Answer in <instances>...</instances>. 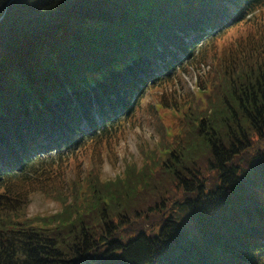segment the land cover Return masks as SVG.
<instances>
[{
	"label": "trees",
	"instance_id": "obj_1",
	"mask_svg": "<svg viewBox=\"0 0 264 264\" xmlns=\"http://www.w3.org/2000/svg\"><path fill=\"white\" fill-rule=\"evenodd\" d=\"M263 8L0 0V264H264V151H254L264 139V30L213 53L201 96L167 91L209 36ZM157 87L159 141L141 146V166L125 158L123 173L104 179L102 148L113 150ZM169 112L175 127L164 125ZM86 150L94 164L70 177L69 161ZM36 193L61 209L30 216Z\"/></svg>",
	"mask_w": 264,
	"mask_h": 264
},
{
	"label": "rangeland",
	"instance_id": "obj_2",
	"mask_svg": "<svg viewBox=\"0 0 264 264\" xmlns=\"http://www.w3.org/2000/svg\"><path fill=\"white\" fill-rule=\"evenodd\" d=\"M246 20H248L247 23L243 22V24L234 26L225 32H221V34L216 33L209 36L205 43L198 47L200 51L199 55H197L198 57L191 62L181 65V67L175 71L177 75L170 80L169 88L167 87L168 93L171 92L177 99L182 98V101H184V98H187V96H201V94H196L198 93V83L201 82V79L214 76L212 71H210L213 66V53L217 52V54H219L220 47L229 44L234 38L247 35L248 32H260L264 30V8L250 14ZM163 91V87L148 89L142 100V106L136 112L133 122L130 121V123L127 124L125 134L120 136V140L118 143L114 144L113 150H108L105 147L102 148L101 166L98 167L102 170V177L104 179H112L122 174L126 165L125 158H127L128 161L136 160L141 166L143 163L141 146L145 149L156 146L160 139L155 125L157 123L155 118L157 114L150 106L158 101L157 96ZM162 120L164 121V125L172 124L171 127H175L176 122H178L177 117H174L170 112L165 113ZM257 143L259 148H254V151L263 152L264 139L257 141ZM248 153H250L249 150ZM251 159L253 158H247L245 163ZM79 164H81L82 168L79 167ZM93 164L94 161L90 150L81 151L75 161H69V176H73L78 168L87 170ZM202 172L206 181H212L214 179V172L208 170L207 167H203ZM60 209L61 206L59 203L44 197L41 193H36L32 196L28 213L30 216L38 214L44 215L54 213ZM146 216H148L146 217L148 221H155V225L158 223V216H155L154 212L149 211ZM129 220H135V218L133 217ZM142 221H144V219ZM187 229L192 235H198L197 230L192 224H188Z\"/></svg>",
	"mask_w": 264,
	"mask_h": 264
}]
</instances>
